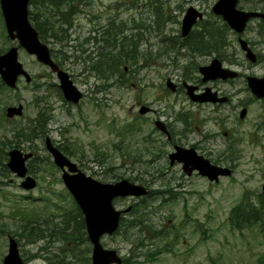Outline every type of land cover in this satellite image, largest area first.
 Masks as SVG:
<instances>
[{
  "label": "rangeland",
  "instance_id": "1",
  "mask_svg": "<svg viewBox=\"0 0 264 264\" xmlns=\"http://www.w3.org/2000/svg\"><path fill=\"white\" fill-rule=\"evenodd\" d=\"M77 2L78 9L71 15V26L66 21L62 22L63 30L57 25L55 29L48 27L46 32L49 36L44 40L60 54L63 68L71 74L78 89L84 92L80 103L74 105L65 101L56 75L50 74L47 66L23 48L19 49V59L34 76L32 83L21 79L16 89L0 85V142L6 136L11 138L14 131H20L21 149L33 153L27 165L38 180L36 188L25 190L20 185L21 179L0 165V264L8 252L10 235L19 242L22 256L28 264H51L48 257L57 260L59 258L54 255L60 252L67 255L61 257L66 262L70 257L75 264H92L90 242L81 243L76 250L77 255L70 256L71 250L63 237L62 242H53L50 237L31 242L20 235L21 227L26 223L21 215L34 211L41 213L42 217L37 215L40 220L52 218L51 224H58V232L81 225L70 218L75 213L66 215L73 208V198L68 195L62 181L61 169L56 167L47 151V137L55 145L65 147L63 152L88 175L106 182L127 178L150 189L147 188L149 195L142 200L131 197L115 200L119 209L130 208L135 202L138 210L141 202V210L145 212L142 222L133 226L130 222L135 213L129 210L123 213L124 222L120 229L101 239L104 247L117 249L123 257H130L129 264H260L264 255V233L258 225L243 230L233 229L228 216L245 194L258 199L262 193L264 101H249L252 95L241 81L235 84H203V87L214 86L217 90L232 92V102L218 107L193 102L182 88L171 91L167 86L168 79L178 85L184 80L198 82L196 79L201 77L199 66L207 58L197 55V52L192 54L187 48L178 49L176 45L181 39L178 34L186 9L193 5L211 20L215 0ZM44 11L46 17L48 11ZM31 12L38 13V7L31 5ZM111 21V31L123 34L106 36L103 31L109 29ZM114 37L118 40L115 41ZM172 42L175 44H170ZM232 42L235 49H239L234 34ZM14 44L17 42L8 37L0 8V52ZM231 49L229 47L226 53H232ZM96 51L111 53L109 56L115 55V60L121 53H127V61L121 65L125 66V84H116L112 78L101 79L90 67L86 68L84 59H89ZM214 57L223 58L214 53L208 60ZM191 62L192 66H197L192 67ZM253 70L254 67H248L244 72ZM41 83V86H35ZM244 101L251 104L244 106ZM19 103L23 104V113L8 119L6 107ZM143 104L150 105L153 110L140 114ZM240 105L248 107L245 119L239 118L243 108ZM237 106L240 107L236 109ZM234 109L235 112L227 118ZM40 113L50 118L42 128L45 132L38 136L34 132L36 124L31 121ZM158 119L164 121L168 128L171 125L181 145L198 143L201 154L214 163L223 161L222 152L229 147L234 151L241 149L240 157L233 162L236 168L233 175L211 182L196 173L186 175L181 165H170L167 153L172 151V147H169L166 135L156 130L154 121ZM186 120L192 122V127H186ZM223 130L230 131V139L222 135ZM25 135L30 136L29 141L24 139ZM158 136L165 144L153 142ZM158 148L165 152V159H160L162 162L156 161L157 157L151 154ZM224 162L225 165L232 163ZM143 223H151L168 232L164 239L157 238ZM139 237L145 244L138 247V257H135L137 254L133 256L135 248L131 241ZM87 245L90 247L88 252ZM156 245L167 250L147 260L150 259L147 253ZM46 248L51 254L45 251Z\"/></svg>",
  "mask_w": 264,
  "mask_h": 264
},
{
  "label": "water",
  "instance_id": "2",
  "mask_svg": "<svg viewBox=\"0 0 264 264\" xmlns=\"http://www.w3.org/2000/svg\"><path fill=\"white\" fill-rule=\"evenodd\" d=\"M238 1L217 0L213 5V11L221 15L234 30L242 32L251 17L263 14L259 11L237 9ZM0 4L9 36L12 39H17L19 44L28 52L36 54L41 62L49 65L53 71L57 72L61 81L60 87L65 97L70 101L77 102L82 96L81 91L73 84L70 75L52 59L48 45L41 41L38 31L29 20V0H0ZM202 16V12L198 11L194 6H190L183 19V35H187L197 18ZM243 47L245 48L244 44ZM248 57L255 60V55L249 49ZM200 70L205 82L215 79L234 78L238 75L236 71L223 68L221 61L217 58L211 64L202 66ZM0 74L3 80L11 87L16 86L20 75H25L27 81L31 80V76L18 59V46H12L8 51L0 54ZM247 80L252 92L258 97H264V78L248 76ZM168 84L174 89V85L171 82H168ZM185 86L188 95L194 101L213 103L228 101L227 96L219 97L218 92L213 91L209 86L201 93L195 92L198 88L196 85L185 83ZM147 110V107H142L140 112L145 113ZM22 113V104L7 108L9 117L21 115ZM246 114L247 109H242L240 116L244 118ZM157 127L165 130L162 122H157ZM47 147L52 152L55 162L61 168H65L67 165L70 171L73 172L64 171L63 179L85 214L88 235L93 243V264L122 263V258L118 255L117 250L104 248L100 239L104 233L116 231L120 224L122 211L115 209L113 199L131 195L140 196L147 193L146 188L128 179H122L117 182H100L79 170L75 163L70 161L52 144L50 138H47ZM9 155L8 167L16 172L18 176L24 177L28 170L26 160L32 154H24L20 149H13L9 151ZM170 157L172 162L177 159L184 162L186 172L191 173L193 169H198L201 174L208 176L211 180H218L220 175H229L231 173L229 168H221L211 164L210 160L199 155L194 148L186 149L177 146L176 152L171 153ZM22 185L25 188H32L36 185V181L29 176L23 181ZM3 264H26L20 255L18 244L13 238L10 240L9 252Z\"/></svg>",
  "mask_w": 264,
  "mask_h": 264
},
{
  "label": "trees",
  "instance_id": "3",
  "mask_svg": "<svg viewBox=\"0 0 264 264\" xmlns=\"http://www.w3.org/2000/svg\"><path fill=\"white\" fill-rule=\"evenodd\" d=\"M77 1L78 0H30V5L38 7V10H39L38 13L31 12L30 14H31V18L35 21L34 25L37 27V29L39 30L43 38H46V36L47 37L49 36L48 32L46 31H47V28L50 26H52V28L55 29L57 25L60 28V30H63L62 28L63 23L68 21L67 24H69V26L72 24L71 15H73L78 9ZM44 10L48 11L46 17H45L46 13L43 14ZM40 15H42L41 18H39ZM211 16L214 17V15L212 14ZM111 23L113 22L111 21L109 23V26H110L108 27L109 29L107 31H103L104 33L107 34L106 36L113 35V34H117L118 36V33L123 34L122 32L117 31V30L112 32ZM228 30L229 29H228L227 24L223 21H220L217 19L216 20L214 19L213 21L206 20V21H203L201 23V27L193 33L195 35H191V38H187V39L181 38L180 41L177 43L176 47L178 49L187 48L189 49L190 52H193V53L206 52V50L208 49L217 50L218 48L222 46L224 39H225V35ZM57 36L60 37L61 35H57ZM114 39L115 41L118 40L117 37H114ZM121 47L123 49L125 47V44L124 46H121ZM119 53H121V51ZM110 54L111 53L96 51L94 55L89 57V59L88 58L84 59V62L87 63L86 68L90 67L91 70L97 73V75L101 79L109 80L110 78H112L117 84H125L127 81V78L125 77V70H124L125 66L124 65L121 66V65L127 61L125 58L126 57L128 58V55H126L127 54L126 52L124 55H122L121 53L119 56V59L115 60L114 58L115 55L110 57L109 56ZM54 55H55V59L60 62L61 60L59 59V56L55 53ZM0 85L2 87L4 86L1 82H0ZM35 86H39V85H35ZM44 100L45 99L43 98V101ZM40 114L41 115H39V117L31 121L33 124H36L34 132L38 136L42 135L45 132L42 130V128H44V124L47 122V120H49V117L46 114H42V113ZM132 128H134V126H132ZM20 133H21L20 131L18 132L14 131V133L11 135V138H8L6 136L5 139L1 141L0 165L6 167V164L4 163V158H5V154L7 153L6 151L7 148L11 146L21 147L22 140L20 138ZM25 136L26 137H24V139L26 141H29L30 136H27V135ZM58 147L62 149L63 151H66L65 147L60 146V145ZM247 198L248 196L247 194H245L243 199L230 210V213L228 216L229 224L231 225L233 229H238V230H243L244 228L253 227V226L258 225V227L260 228V231L264 233V195H261L258 198L257 205H254V202L247 200ZM140 203H139L138 210L135 207V202L132 204V208L130 212L132 214L135 213L134 214L135 217L131 219L130 223H132L133 226L138 225V222L141 223L142 222L141 218L145 214V212L141 210L142 208L140 207ZM72 212L75 214L72 215V217L70 218H73L76 222L79 221L81 225L76 224L74 229H71L70 227H68L69 230H67L66 228H63L61 229L60 232H58L59 229H58L57 223L51 224L52 218L45 219V220L38 219L37 215H39V218L42 217L40 212L39 213L35 211L28 212L29 215L22 214L21 219L25 221L26 223H24L25 226L21 227L20 235L22 237L24 236L27 240L31 242H34L36 240H40L43 238H49V237L53 240V242L55 241L62 242L63 238H65L67 241L66 244L69 246V249L71 250L70 256L71 254L77 255L76 250L78 249V246H80V244L84 242L88 243V238L86 234V225H85L84 216L80 208L76 204H74L73 208L70 209V213H66V215L71 214ZM33 216L35 217V219H33ZM64 222H66V220H64ZM142 225L150 226L152 230L162 238L166 234L165 229L161 231L157 229L154 225H151V223H148V224L143 223ZM131 242L134 248L140 247L141 244H144L143 240L140 239V237L137 238L136 241H131ZM48 249L49 248H46L45 251L51 254V252H49ZM61 249L63 251H66L65 248H61ZM86 250L87 252L90 250L89 245H87ZM159 252H160V249H156L154 252H151L150 259L148 258L147 260H151L152 259L151 256L154 257ZM62 256H67V255L60 252L59 255H54L55 258H59L60 260L59 259L50 260L49 257H48V260L52 261L51 264H75L74 261H71L70 257L67 258L68 261L66 262V259L61 258ZM124 262H126L127 264L131 263V258L130 257L125 258ZM260 262H261L260 264H264V255L261 257Z\"/></svg>",
  "mask_w": 264,
  "mask_h": 264
},
{
  "label": "flooded vegetation",
  "instance_id": "4",
  "mask_svg": "<svg viewBox=\"0 0 264 264\" xmlns=\"http://www.w3.org/2000/svg\"><path fill=\"white\" fill-rule=\"evenodd\" d=\"M241 1H242V4L244 6H247V7L252 8V9H260L264 13V0H245V1L241 0ZM234 35H236V37H237L239 49H237V48L235 49V46L233 45V42H232V36H233L232 35L230 38H231V47H232L231 50H233V52L230 54H227L226 52L229 51V48L227 46L223 45L221 55L223 56L222 60L225 62L224 64H227L228 66H231L234 69H236L237 71H239L240 76L237 78V80L230 79V78H227L225 80L218 79L217 81H214V83L223 82L225 84H235L236 82L241 81V82H243V84L246 85V79H245L246 73L244 72V70H246V69L248 70V67H250V68L254 67L260 76H264V16L253 18V20L250 21V23L247 25L245 31L243 32V37L248 41L249 45L252 47V49L256 53L257 59L255 62L252 63L250 60H248L246 58V52L241 48V46L239 44L240 35L239 34H234ZM190 53L193 54V52H190ZM197 53H199L197 55L207 58L205 60L206 63H208V61H209L208 57H210V55L213 54L211 49L206 50V52H197ZM205 62H204V64H206ZM190 64L192 66L193 62H191ZM196 66L197 65L195 64V66H192V67H196ZM200 67L201 66H199V70H200ZM255 69L252 72L256 71ZM198 82H199L198 85H199L200 90H202L206 87V86L203 87L204 82L202 79ZM179 87L181 89L182 84H178L176 90L179 89ZM212 87H214V86H212ZM214 90L219 92L220 95H226L229 98V101L225 104H213V105H217V107H218V105L219 106H225V105L228 106L230 104V102H232V92L231 91H229V90L223 91L222 89L217 90L215 88H214ZM249 101L262 102V101H264V98L263 99H257L252 95V97L249 99ZM250 104L251 103H247V101L242 102V105H244V106L250 105ZM242 105H240V106H242ZM240 106H237L236 109H238ZM244 106H242V107H244ZM234 112H235V109L232 110V112L228 113L226 117L230 118ZM185 125L188 128V125L187 124H185ZM170 128H171V125H170ZM170 128H168L169 132H170V136L167 138V140H168L167 142L169 143V147H172V151H174L175 146L181 145V144L179 143L178 139L176 138V135H175L173 129L172 128L170 129ZM221 128H223V127H221ZM185 134H187V130L185 131ZM162 135H165V134H162ZM222 135L228 139L231 138V133L229 130H223ZM214 136H216V135L214 134ZM153 142L159 144L160 142L164 143L165 141H162V139L158 136V137L154 138ZM181 146H185V145H181ZM190 147H194L196 149V151L201 153L199 151V148H201V147H200V145H198V143H194ZM172 151L167 153V156H168L167 162L169 164H171L169 155ZM151 154L154 157H157L155 160L158 162H162V161H160L161 158L165 159V155H164L165 152L161 148H158L156 151H152ZM221 157H222L223 161H219V163H221V162H223V163H221L220 165H225L224 161H226V162L232 161V163L229 162L227 164V166L232 167L233 171L236 169L235 163H233V162L237 158V153L232 152L230 150V147L228 148V150L222 152ZM177 160H174L173 161L174 163L171 165L178 164V165H181L183 168L184 162H178L179 160L178 161ZM194 173L199 174L201 176V174L198 171H193L191 175H193Z\"/></svg>",
  "mask_w": 264,
  "mask_h": 264
},
{
  "label": "bare ground",
  "instance_id": "5",
  "mask_svg": "<svg viewBox=\"0 0 264 264\" xmlns=\"http://www.w3.org/2000/svg\"><path fill=\"white\" fill-rule=\"evenodd\" d=\"M29 3H30V0H29Z\"/></svg>",
  "mask_w": 264,
  "mask_h": 264
}]
</instances>
